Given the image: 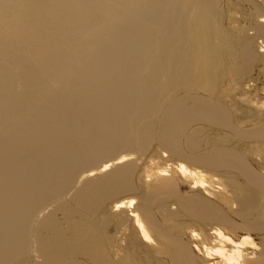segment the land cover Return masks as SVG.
Wrapping results in <instances>:
<instances>
[{"label":"bare ground","instance_id":"1","mask_svg":"<svg viewBox=\"0 0 264 264\" xmlns=\"http://www.w3.org/2000/svg\"><path fill=\"white\" fill-rule=\"evenodd\" d=\"M224 16L220 0H0V264H264V110L222 92L262 56ZM154 143L232 195L198 194L179 165L191 196L162 170L105 214Z\"/></svg>","mask_w":264,"mask_h":264},{"label":"rangeland","instance_id":"2","mask_svg":"<svg viewBox=\"0 0 264 264\" xmlns=\"http://www.w3.org/2000/svg\"><path fill=\"white\" fill-rule=\"evenodd\" d=\"M252 1H253V4L256 3L258 6H260V8L262 9L264 13V0H252ZM252 1L250 0V2ZM220 5L225 15L222 20L224 28L226 29L229 28V30H233L234 33L245 31V37L246 36L249 37L251 40H253L254 45H256L255 53L256 54L258 53V55L262 56L260 57V59L252 63L251 66L240 68V70L235 74V78L233 81L230 79V77L225 79V83L224 85H222L223 86L222 90L224 89L222 92L225 95V96L223 95L224 96L223 100L227 103L229 102V104H233L236 102V100L240 101L242 99L243 100L248 99L253 103L255 109L264 110V39L259 37L256 31L254 30L255 23L252 22L254 19L253 17L255 16L253 14L254 6L252 5V3H249V0H220ZM262 19L264 20V18L259 19L260 22L262 21ZM202 125H199L198 127H203L200 129L204 130L205 138L208 136H209L208 138L213 137L214 139L215 137L223 138V134H225L224 132L223 133L222 131L218 132L217 130L211 127H207L205 125L202 126ZM243 128L244 129L246 128L245 130H250V126H246ZM204 145L206 146V143H204ZM205 146L202 145L201 147L203 151L207 149V147ZM168 152L166 149L161 147L159 144L154 143L145 153H142V154L141 153L139 154L136 152L129 153L130 155L133 154L132 155L133 157L129 156L128 153L127 154L120 153L118 154V156L116 155L115 158H120L123 156L125 157L126 155H128L129 158L126 157L127 160L132 157L130 159V162L131 160H133L136 166L138 167V169L136 168V172H135L136 174L135 183L137 182L136 185L138 186L139 192L108 202L105 205L104 213L109 214L110 211L112 212L115 204L120 201L122 202L125 200L127 201L130 199H133L135 203L138 204V202H140L142 198V196L140 195L144 194L143 192H145L144 191V189H146L145 187H147V185H149L152 182L151 176L162 170H167V173H166L167 178H170V179L174 178L173 180L177 182V188H178V191L181 193V195L191 196L195 192V190L192 189L194 186L192 183L187 181V179L184 177V175L181 172L177 171L179 165H184L188 169V171L193 172L195 170L203 174L204 181L206 182V184L204 185V189L202 187V189L200 188L198 190L199 191L198 194L200 195L203 194L202 196L209 198L210 200L212 199V201L215 200V197L207 193V191H210L212 189H214L213 191H219L221 189L219 192L224 193L227 196L232 195L229 189L224 188V184H222L221 179H219L220 178L219 175L212 174L211 172H209L208 170L204 168H197V167H193L189 165L188 163L186 164L185 162L173 157V155L170 152L169 153ZM250 164H251V167L255 171L257 172L262 171V167H259L256 163L250 161ZM225 189H227L228 191ZM68 198L69 196L67 197V199ZM134 207H136V205H134ZM171 208L175 210L176 206L171 205ZM48 210L50 209L48 208ZM133 210L134 209H131V211ZM61 215L62 214L60 213L58 214V219H60V221L62 220ZM229 217H230V220L232 219V221L234 222L233 224L239 225L241 223L238 218L234 216H229ZM190 228L192 231L196 232L197 235L204 234L203 231L201 230V227L198 225L197 226L191 225ZM214 228L221 230L223 233L229 236H236V235L241 236L239 233L237 234V231H235L234 229H230L227 226L220 225V224L208 225L207 227H205L204 232L206 231L207 234L208 233L211 234ZM108 233L113 234L114 233L113 228H109ZM251 239L254 241L255 244H258L260 241L259 240L260 238L255 234L251 235ZM37 259L38 258H34L35 261ZM28 264H33V263L29 262ZM87 264H92V263H87Z\"/></svg>","mask_w":264,"mask_h":264}]
</instances>
